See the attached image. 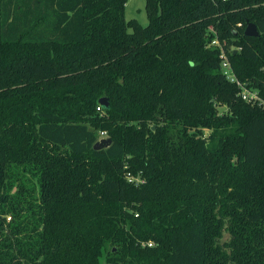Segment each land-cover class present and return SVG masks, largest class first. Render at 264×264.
<instances>
[{
  "label": "trees",
  "instance_id": "trees-1",
  "mask_svg": "<svg viewBox=\"0 0 264 264\" xmlns=\"http://www.w3.org/2000/svg\"><path fill=\"white\" fill-rule=\"evenodd\" d=\"M127 2L0 0V264H264V0Z\"/></svg>",
  "mask_w": 264,
  "mask_h": 264
},
{
  "label": "built area",
  "instance_id": "built-area-1",
  "mask_svg": "<svg viewBox=\"0 0 264 264\" xmlns=\"http://www.w3.org/2000/svg\"><path fill=\"white\" fill-rule=\"evenodd\" d=\"M220 1L226 2L228 0H220ZM210 30L213 31L212 28ZM210 46L220 49L221 70L223 71L224 75L227 77L228 80H230L233 83H236L237 87L240 90L239 95L241 96V98L245 102H247L251 105H256L259 102H262L264 104V100L262 99V97L260 96V94L257 90H251L247 87L246 84H243L237 80L236 76L233 73L228 55L225 52L224 44L221 43L218 40V38H215L211 42ZM97 111H99V112L102 111L101 106L97 108ZM106 134H107L106 132H103L102 136L106 137ZM129 181L131 182L132 179Z\"/></svg>",
  "mask_w": 264,
  "mask_h": 264
},
{
  "label": "rangeland",
  "instance_id": "rangeland-1",
  "mask_svg": "<svg viewBox=\"0 0 264 264\" xmlns=\"http://www.w3.org/2000/svg\"><path fill=\"white\" fill-rule=\"evenodd\" d=\"M145 0H128L125 8V18L126 20H137L142 26L146 27L149 24V19L145 9ZM225 107H219V111H224ZM206 133H208L206 131ZM101 139H107V137L102 136ZM100 139V140H101ZM229 234L225 233L223 241H229Z\"/></svg>",
  "mask_w": 264,
  "mask_h": 264
},
{
  "label": "water",
  "instance_id": "water-1",
  "mask_svg": "<svg viewBox=\"0 0 264 264\" xmlns=\"http://www.w3.org/2000/svg\"><path fill=\"white\" fill-rule=\"evenodd\" d=\"M245 35L247 37H259L260 33L258 32V28L254 24H248V26L245 29ZM100 103L104 106L108 105V101L106 98H103L100 100ZM112 144L111 139H101L96 145L94 146V149L97 151L103 150L108 148Z\"/></svg>",
  "mask_w": 264,
  "mask_h": 264
}]
</instances>
